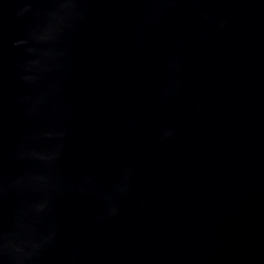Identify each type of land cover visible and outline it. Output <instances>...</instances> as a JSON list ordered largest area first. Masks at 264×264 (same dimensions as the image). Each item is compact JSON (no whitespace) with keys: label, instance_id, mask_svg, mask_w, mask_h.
<instances>
[{"label":"water","instance_id":"1","mask_svg":"<svg viewBox=\"0 0 264 264\" xmlns=\"http://www.w3.org/2000/svg\"><path fill=\"white\" fill-rule=\"evenodd\" d=\"M0 264H264V0H0Z\"/></svg>","mask_w":264,"mask_h":264}]
</instances>
